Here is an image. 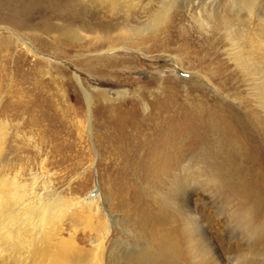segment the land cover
<instances>
[{
    "label": "rangeland",
    "instance_id": "374dc122",
    "mask_svg": "<svg viewBox=\"0 0 264 264\" xmlns=\"http://www.w3.org/2000/svg\"><path fill=\"white\" fill-rule=\"evenodd\" d=\"M129 1L94 7L68 38L67 0H0V179L50 203L36 212L52 216L48 233L92 250L103 236L92 227H104L100 262L118 264L109 254L127 241L138 252L145 218L180 217L157 201L153 180L174 139L182 173L196 176L191 228L216 263L264 264V59L238 49L248 18L229 19L233 0ZM33 252L10 251L6 264H36Z\"/></svg>",
    "mask_w": 264,
    "mask_h": 264
},
{
    "label": "bare ground",
    "instance_id": "6f19581e",
    "mask_svg": "<svg viewBox=\"0 0 264 264\" xmlns=\"http://www.w3.org/2000/svg\"><path fill=\"white\" fill-rule=\"evenodd\" d=\"M67 1L71 3L70 6L74 9L71 10L72 19L62 29L64 37L68 38H78V29L75 27L86 28L88 22L91 21L92 12L96 11L94 7H98V5L103 3L109 4L114 9H120L125 3L129 4L130 2L129 0H124V3L121 0H88L90 1L88 3H91V9L86 7L87 5H81L78 11H76L75 7H79L80 0ZM233 2L235 4L234 12L229 15V19L236 17L238 21L239 18L245 16L248 18L247 23L249 24L247 27L236 31L240 42L238 49L245 56L244 58L261 55L264 59V1L233 0ZM128 9L131 8L129 7ZM77 12L79 13L77 14ZM165 14L162 13L158 17H155L152 20V26H156L160 21L164 20ZM74 15L80 17L77 19ZM230 22L232 21H227V23ZM114 28L117 27L114 26L112 29L115 30ZM209 48L213 49L211 46ZM199 51L201 53V50ZM262 64L264 66V62ZM258 71L260 73L264 72L261 69H258ZM259 86V94L262 98L261 108L264 109V79ZM2 137L5 138L4 135ZM172 141L173 146L170 148L173 150L167 154L161 153L158 155L159 158L154 166L153 180L161 184V188L158 189L156 195L157 201L163 207H169L177 213L179 211L181 213L178 214L180 217L170 225L164 226H161V223L158 221H156L154 226H151V224L149 226L147 223L149 219L145 218L140 223L137 233L142 246L140 250L130 253L129 251L138 246L136 243L127 241L126 245L119 246V248L115 247L116 251L110 252L109 263L118 261V264H217L208 240L205 237L199 238L196 231L191 228L193 212L189 202V195L192 192L191 188L196 184V181H194L196 180V176L189 174V172L186 175L184 172L182 173L184 162L182 161L183 163H181V160L179 161L181 159H178L179 152L177 154L174 152V146L177 143H175L174 139ZM4 143L3 140L0 141V157L4 149ZM177 145L179 146V144ZM171 162L175 164L173 166L174 170L172 169V165H170ZM185 166L188 167L187 165ZM187 169L184 168L185 172L189 171ZM3 182V179H0V264H6L9 259H12L11 256H5L10 251L19 254L20 252L24 253L27 247L29 248L30 246L36 252V256L38 258L41 257V260L36 264H104L100 262L101 256L105 254L103 241L104 237L109 236L108 233L104 234V227L103 230L102 228L96 230V226L92 227V232L101 233V236L103 234L101 238L92 242L94 246L92 250L78 245L74 238L63 237L61 232L48 233L46 232L48 230L47 226H49L48 222L52 216H49V220H47L42 215L43 212L38 215H36V212L40 208H48L50 203L41 201L44 204L38 205L39 202L28 198L27 193L19 192L18 186L14 182ZM90 199H92L91 197L88 200L92 201ZM53 212L55 213L56 211L53 210ZM237 213L245 214L243 211ZM90 217L88 218L89 222L93 219V216L92 218ZM248 223L251 228L250 232L251 230L255 231V229L257 231L259 224L255 222L251 214L248 217ZM28 228H31V230H27ZM38 243H42L41 245L44 247L40 248L41 246Z\"/></svg>",
    "mask_w": 264,
    "mask_h": 264
}]
</instances>
